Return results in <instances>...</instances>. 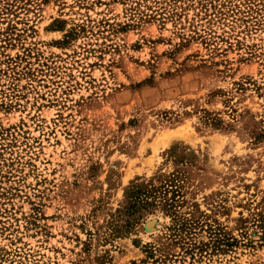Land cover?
Masks as SVG:
<instances>
[{
  "label": "rangeland",
  "instance_id": "374dc122",
  "mask_svg": "<svg viewBox=\"0 0 264 264\" xmlns=\"http://www.w3.org/2000/svg\"><path fill=\"white\" fill-rule=\"evenodd\" d=\"M0 264H264V0H0Z\"/></svg>",
  "mask_w": 264,
  "mask_h": 264
}]
</instances>
